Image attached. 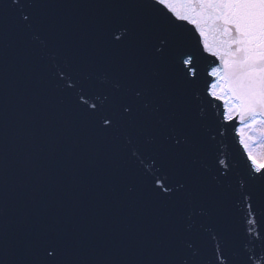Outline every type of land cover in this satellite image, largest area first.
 Wrapping results in <instances>:
<instances>
[{
	"label": "water",
	"instance_id": "water-1",
	"mask_svg": "<svg viewBox=\"0 0 264 264\" xmlns=\"http://www.w3.org/2000/svg\"><path fill=\"white\" fill-rule=\"evenodd\" d=\"M5 6L8 35L0 39V49L7 45L9 63L20 71L19 87L27 105L35 103L60 130L61 155L67 162L62 171L52 161L39 178L21 179L19 194L10 203V237L30 231L59 249L61 260L69 246L83 239L87 259L92 250L107 248L129 264H151L170 258V232L191 225L185 238L202 251L204 264L212 262L215 234L227 241V247H221L233 264H239L248 243L247 206L234 197L246 190L252 173L236 132L238 119L224 121L222 102L207 95L210 58L197 54L198 79L182 95L168 82L170 59L146 69L150 78L164 82L159 102L165 108V131L182 138L178 147L173 139L149 132L152 143L136 156L116 153L96 138L76 108L81 92L87 101L84 109L104 103L105 93H115L116 66L142 54L141 38L146 34L148 50L154 54L159 38L169 40L158 54L164 58L177 37L180 52H195L192 26L177 27L155 0H0V9ZM21 13L30 19L22 21ZM119 36L124 39L114 38ZM116 144L126 145L125 135ZM156 181L172 191L157 190ZM188 192L194 204L184 209ZM257 221L264 234L259 213ZM256 234L254 225L253 239ZM30 258L28 250L19 257Z\"/></svg>",
	"mask_w": 264,
	"mask_h": 264
},
{
	"label": "snow or ice",
	"instance_id": "snow-or-ice-1",
	"mask_svg": "<svg viewBox=\"0 0 264 264\" xmlns=\"http://www.w3.org/2000/svg\"><path fill=\"white\" fill-rule=\"evenodd\" d=\"M155 5L169 20L177 22V27L180 24L192 26L196 51L180 52L177 37L175 46L169 48V57L164 58L158 54L163 53L169 40L159 38L160 46L155 47L154 54L148 50L150 36L144 35L140 44L142 54L131 55L126 63L116 66L119 82L115 93H105L104 103H92L84 109L87 101L85 93L81 92L76 105L79 116L89 124L96 138L116 153L127 151L136 156L152 143L149 132H159L165 140L173 139L178 147L183 143L182 138L165 131V108L159 102L164 82L150 78L146 69L150 64L167 63L170 59L173 66L168 82L182 95L198 79L197 54L210 58L211 63L205 70L207 95L222 102L224 121L238 119L241 126L236 132L252 173L246 190L234 197V201L247 206L245 235L248 243L239 256V264H264V234L257 221V213L264 217V151L259 154L254 151L257 147L264 149V0H155ZM29 19L21 13L22 21ZM7 29L5 6L0 9V39H7ZM124 32L128 34L127 28ZM114 38L123 40L124 36ZM20 78V71L9 63L5 45L0 49V264H129L116 259L115 253L107 248L94 249L91 258H85L83 239L69 246L61 260L59 249L40 236H32L30 231L23 237H10V203L19 194L21 179L39 178L49 171L52 161L57 162L60 171L67 166L61 155L60 130L35 103L27 105L20 91ZM121 134L125 135L126 145L116 144ZM155 186L157 190L163 188L165 193L172 191L164 188L160 181H156ZM241 187H244L243 180ZM193 204V193H186L183 208H192ZM254 225L255 239L252 238ZM190 228L191 225L188 229L177 228L170 232L167 240L170 258L155 259L151 264H204L200 259L202 251L185 238ZM211 238L218 240L211 264H233L221 247V244L227 247V241L223 237L218 239V234ZM186 249L190 250L187 254ZM25 250L31 252V258L19 259Z\"/></svg>",
	"mask_w": 264,
	"mask_h": 264
},
{
	"label": "rangeland",
	"instance_id": "rangeland-1",
	"mask_svg": "<svg viewBox=\"0 0 264 264\" xmlns=\"http://www.w3.org/2000/svg\"><path fill=\"white\" fill-rule=\"evenodd\" d=\"M261 151H264V149H261L259 147L255 148V152L256 154H259Z\"/></svg>",
	"mask_w": 264,
	"mask_h": 264
},
{
	"label": "bare ground",
	"instance_id": "bare-ground-1",
	"mask_svg": "<svg viewBox=\"0 0 264 264\" xmlns=\"http://www.w3.org/2000/svg\"><path fill=\"white\" fill-rule=\"evenodd\" d=\"M242 147H243V145H242ZM243 150H244V147H243ZM254 151H255V149H254ZM244 153H245V155H246V157H247V153L245 152V150H244Z\"/></svg>",
	"mask_w": 264,
	"mask_h": 264
}]
</instances>
